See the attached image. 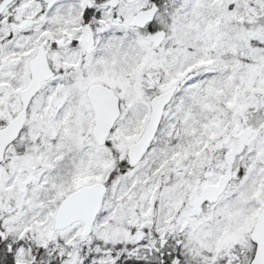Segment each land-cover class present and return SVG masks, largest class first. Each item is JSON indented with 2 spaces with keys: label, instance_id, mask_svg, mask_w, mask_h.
Returning a JSON list of instances; mask_svg holds the SVG:
<instances>
[{
  "label": "snow or ice",
  "instance_id": "6c2138e0",
  "mask_svg": "<svg viewBox=\"0 0 264 264\" xmlns=\"http://www.w3.org/2000/svg\"><path fill=\"white\" fill-rule=\"evenodd\" d=\"M0 264H264V0H0Z\"/></svg>",
  "mask_w": 264,
  "mask_h": 264
}]
</instances>
